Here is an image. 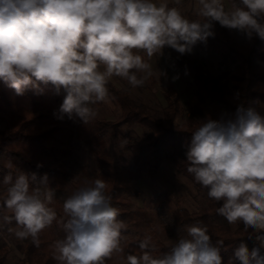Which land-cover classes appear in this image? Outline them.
Segmentation results:
<instances>
[{"label":"clouds","instance_id":"9594fccd","mask_svg":"<svg viewBox=\"0 0 264 264\" xmlns=\"http://www.w3.org/2000/svg\"><path fill=\"white\" fill-rule=\"evenodd\" d=\"M0 0V81L18 96L29 89L42 95L41 84L65 93L58 118L78 117L88 124L97 103H111L108 84L113 77L142 87L152 76L149 60L169 47L181 55L214 36V23L264 40V0H194L199 19L183 15L181 0ZM161 75L164 73L160 72ZM239 96V93H237ZM55 114V113H54ZM187 172L221 203L216 213L230 225L243 224L259 246L249 251L243 242L228 264H264V114L237 106L227 119H205L191 133ZM12 168L11 161L7 165ZM42 165H37L41 167ZM0 208L8 231L40 246V234L56 222L64 238L52 245L56 264H105L122 253L126 225L106 194V182L95 179L64 199L63 217L50 205L55 188L47 174L8 172ZM170 249L160 255L150 236L139 241V255L127 264H223L224 241L215 243L207 225L184 226Z\"/></svg>","mask_w":264,"mask_h":264},{"label":"trees","instance_id":"16d2710c","mask_svg":"<svg viewBox=\"0 0 264 264\" xmlns=\"http://www.w3.org/2000/svg\"><path fill=\"white\" fill-rule=\"evenodd\" d=\"M229 2L232 4L233 0ZM185 5L186 0H181L178 6L183 15L190 20L199 19L195 13L185 9ZM169 6L176 5L169 3ZM213 23L214 36L201 43L218 57L223 69L213 74L190 53L181 55L165 47L163 54L172 65L190 76L192 94L181 101L170 79L164 75L161 90L164 105L157 109L135 100L127 91L109 82L110 96L119 108L118 116L113 120L95 116L87 125L75 117L71 126L58 118V111L44 96L55 90L51 84L40 85L44 89L42 95L29 89L18 96L0 81V202L6 189L3 177L8 172L14 177L22 171L36 173L38 177L47 174L50 186L55 188L56 193L50 206L59 219L63 217L65 198L91 185L95 179H103L107 185L106 194L119 210L118 218L126 225L123 252L114 254L105 264H127L128 254H140L138 244L146 236H150L157 245L158 251L154 255L158 256L171 247L166 246L164 240H171L174 244L179 236L185 235L184 226L196 222L207 225L213 243L224 241L221 250L223 264H228L241 242L247 245L249 251L258 247L255 235L249 239L252 229L245 232L242 223L238 222L235 227L228 224L224 217L216 213L221 203L210 199L208 189L187 172L185 154L191 142V133L203 120L230 118L241 103L264 114V40L258 37L248 40L243 34L245 43L239 46L233 40L232 30L220 26L218 22ZM139 54L142 55L141 52ZM123 81L139 92L149 89L152 84V81L146 80L142 87L133 88L126 80ZM64 95L63 91L56 94L58 106L63 102ZM132 126L143 128L146 132L141 137H135ZM75 134L94 156L97 169L87 181L80 178L73 180L62 167V162L71 153V141ZM107 135L127 140L123 149L130 160L125 167H120L109 156L105 142ZM9 161L12 168L7 166ZM163 161H170L177 173L201 197L202 203L197 211L173 207L170 192L155 193L146 207L132 206V199L137 196L133 182L144 175L154 177ZM38 164L42 166L37 167ZM5 214L10 213L0 208V230L15 238L20 256L18 264H56L52 258V245L65 235L56 222L40 234V246L37 248L30 238L21 241L8 231L15 225L3 223ZM261 252L264 254V249ZM7 255V244L1 241L0 264L5 263Z\"/></svg>","mask_w":264,"mask_h":264},{"label":"rangeland","instance_id":"374dc122","mask_svg":"<svg viewBox=\"0 0 264 264\" xmlns=\"http://www.w3.org/2000/svg\"><path fill=\"white\" fill-rule=\"evenodd\" d=\"M172 3V0H169ZM225 8L230 9L231 4L229 0H224ZM185 9L194 11V0H186ZM232 37L234 42L241 46L245 43V37L242 33L232 29ZM143 58L152 65L153 74L147 80L152 81L149 89L143 91H136L126 84L125 81L119 77H113L111 83L119 89L127 91L132 98L137 101L150 106L152 109L160 108L164 105V101L161 95V90L164 85L163 76L166 75L173 87L177 90L181 101H184L192 94L191 79L190 76L178 69H176L172 63L162 55H154L150 60L146 53L141 52ZM197 59H200L203 65L213 74L219 73L223 69V65L220 63L218 57L201 42H198L190 53ZM164 75H161V73ZM44 86V85H43ZM56 90H52L50 93L44 94L51 106L57 111L59 106L56 100ZM91 107L97 112V117L107 120H113L119 114V108L111 99L110 104L99 103L91 105ZM75 116L69 119L66 115L61 119L63 122L73 125ZM131 129L134 132L135 137H141L146 130L138 126H132ZM124 130H127L124 128ZM126 139L114 138L111 135H107L105 138L106 147L111 159L120 167H125L130 160V156L124 151V144ZM62 167L69 173L73 180L78 178L87 181L90 177H93L96 172V165L94 156L89 153L87 146L82 143L75 134L71 141V153L66 160L62 162ZM133 185L137 191V196L132 199L133 207H146L149 200L157 192H170L172 198V206L180 207L195 212L198 210L199 205L202 203L201 197L197 194L192 185L180 174L177 173L176 167L170 161H163L158 172L154 177H148L144 175L140 180L133 182ZM236 225V224H235ZM232 225V227H235ZM3 241L7 244L8 255L4 264H18L20 260L19 253L16 249V240L8 236L4 231L0 230V242ZM163 243L166 246H172L171 240H164Z\"/></svg>","mask_w":264,"mask_h":264}]
</instances>
